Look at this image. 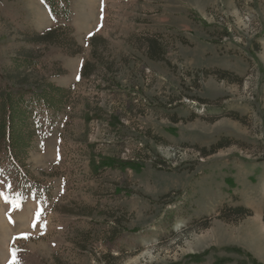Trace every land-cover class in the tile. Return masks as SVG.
Listing matches in <instances>:
<instances>
[{
    "label": "rangeland",
    "instance_id": "1",
    "mask_svg": "<svg viewBox=\"0 0 264 264\" xmlns=\"http://www.w3.org/2000/svg\"><path fill=\"white\" fill-rule=\"evenodd\" d=\"M55 5L0 0V89L63 93L0 152V264H264V0Z\"/></svg>",
    "mask_w": 264,
    "mask_h": 264
},
{
    "label": "trees",
    "instance_id": "2",
    "mask_svg": "<svg viewBox=\"0 0 264 264\" xmlns=\"http://www.w3.org/2000/svg\"><path fill=\"white\" fill-rule=\"evenodd\" d=\"M49 9L51 15L56 13V5L60 4L59 9L62 18H69V0H43ZM55 31L51 30L36 37L37 43L55 44L59 41V36H55ZM100 42L95 37L90 38V43L96 46ZM34 61L28 57H22L15 61L16 71H25L33 69ZM83 72L88 69V63L83 65ZM63 93L60 88L49 83H38L32 86L16 87L7 86L0 89V152L6 151L11 156H17L18 153L28 148L32 135L36 109L40 107L44 111H57L62 101ZM33 129V130H32ZM105 163V162H104ZM106 166L113 162L106 161ZM120 166V165H117ZM240 210V207L235 208Z\"/></svg>",
    "mask_w": 264,
    "mask_h": 264
},
{
    "label": "snow or ice",
    "instance_id": "3",
    "mask_svg": "<svg viewBox=\"0 0 264 264\" xmlns=\"http://www.w3.org/2000/svg\"><path fill=\"white\" fill-rule=\"evenodd\" d=\"M4 200H5V202L11 203L14 207H19V204H18L16 201H9V200H8V197H6V196L4 197ZM40 215H41V212L38 211V212L36 213V219H37V220L39 219V216H40ZM33 226H35V224H34ZM23 238H27V236L25 235ZM15 255H16V250L13 249V250H12L13 260H12L11 264H17V262L15 261Z\"/></svg>",
    "mask_w": 264,
    "mask_h": 264
},
{
    "label": "crops",
    "instance_id": "4",
    "mask_svg": "<svg viewBox=\"0 0 264 264\" xmlns=\"http://www.w3.org/2000/svg\"><path fill=\"white\" fill-rule=\"evenodd\" d=\"M93 36V33H89L87 34V38H90ZM83 65H84V59H80V61L77 63L76 68H77V72H76V78H79V75L81 74V71L83 70Z\"/></svg>",
    "mask_w": 264,
    "mask_h": 264
},
{
    "label": "bare ground",
    "instance_id": "5",
    "mask_svg": "<svg viewBox=\"0 0 264 264\" xmlns=\"http://www.w3.org/2000/svg\"><path fill=\"white\" fill-rule=\"evenodd\" d=\"M3 222V221H2Z\"/></svg>",
    "mask_w": 264,
    "mask_h": 264
}]
</instances>
